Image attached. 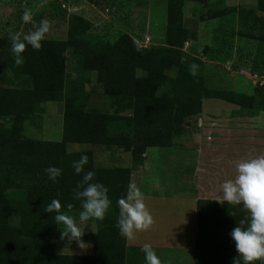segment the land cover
<instances>
[{"label":"trees","instance_id":"obj_1","mask_svg":"<svg viewBox=\"0 0 264 264\" xmlns=\"http://www.w3.org/2000/svg\"><path fill=\"white\" fill-rule=\"evenodd\" d=\"M114 3L115 0H98ZM187 0H167V26L164 44L145 48L129 34L114 43L93 46L78 39L88 31L90 21L76 17L74 31L66 40L44 39L42 48L27 46L21 54L23 64H15L8 36H0V264H125L126 239L119 234L117 201L126 194L132 168L99 167L94 150L69 153L68 144L102 146L108 150L130 153L142 160L149 148H169L187 120L202 112L203 100L218 99L241 109L264 111V89L254 93H236L205 85L204 62L186 53L189 39L184 23ZM200 3V18L248 16L251 11L228 7L225 0H194ZM257 11L264 13V0ZM264 44V35L261 36ZM264 63V50L258 51ZM68 55L76 56L85 71H94L102 95L110 100L111 112L89 108L90 95L85 84L73 80L65 94ZM192 65H195L192 74ZM48 102L64 104L62 139L58 142L25 137L24 124L43 112ZM89 157L84 172L94 171L91 182L108 188L111 205L103 221L91 219L87 226L95 232L82 239L93 246L91 256L62 255L57 251L61 231L45 212L58 199L62 211L74 205L77 217L81 202L73 189L83 178L72 162L81 155ZM54 166L62 174L53 182L45 169ZM201 204V203H200ZM18 222L12 223V218ZM199 236L195 264H200L203 224L199 217Z\"/></svg>","mask_w":264,"mask_h":264},{"label":"crops","instance_id":"obj_2","mask_svg":"<svg viewBox=\"0 0 264 264\" xmlns=\"http://www.w3.org/2000/svg\"><path fill=\"white\" fill-rule=\"evenodd\" d=\"M257 3L225 0L226 6L235 8H254ZM85 88L93 98L86 84ZM57 112L63 121L64 104ZM159 149L167 150L154 152L149 148L142 160L134 161L130 153L94 146L97 166L132 168L130 181L140 188L154 219L148 230L126 240L125 264H147L142 251L145 244L152 246L161 264H195L200 214V264H233L238 253L230 233L241 220H245L242 227H247L248 213L242 204H221L216 198L223 195L221 185L236 177L238 162L264 155V111L205 99L202 112L187 120L184 129L173 137L172 146ZM156 164L163 165L158 170L162 173L164 168L170 181L154 177ZM95 231V225L84 228V233ZM92 253L78 256L89 257ZM254 264H264V260Z\"/></svg>","mask_w":264,"mask_h":264},{"label":"rangeland","instance_id":"obj_3","mask_svg":"<svg viewBox=\"0 0 264 264\" xmlns=\"http://www.w3.org/2000/svg\"><path fill=\"white\" fill-rule=\"evenodd\" d=\"M98 0H0V36L10 32L25 34L32 30L31 23H24L25 9L30 10L33 21L48 20L50 30L45 39L66 40L74 31V19L84 18L91 22V28L77 37L89 46L100 42L114 43L122 34L135 38L145 48L164 44L167 26V0H115L113 4ZM44 4V7H40ZM252 4V3H247ZM254 4V2H253ZM252 12L248 16L200 18V3L187 0L184 6V23L189 39L183 50L203 62L205 85L210 88L231 90L236 93L252 94L256 88L264 89V63L258 54L264 50L261 36L264 35V13L254 8L238 7ZM65 79V94L73 80L83 82L91 91L89 108L111 112V102L102 94L94 71L83 70L78 57L68 55ZM218 100V99H217ZM57 108L60 102H48L43 112L33 115L24 124V135L34 140L58 142L62 139V116ZM92 149L87 144H68L69 153ZM158 152L159 148H151ZM156 164L154 177L163 176L170 181V174ZM168 174V176H167ZM18 222L13 217L12 223ZM82 227V226H81ZM84 227V226H83ZM82 227V228H83ZM86 243V242H85ZM87 250L78 247L76 241L58 242L57 251L63 255L92 253V245Z\"/></svg>","mask_w":264,"mask_h":264},{"label":"clouds","instance_id":"obj_4","mask_svg":"<svg viewBox=\"0 0 264 264\" xmlns=\"http://www.w3.org/2000/svg\"><path fill=\"white\" fill-rule=\"evenodd\" d=\"M40 7H44V4ZM22 20L26 24L31 23L32 30L25 34L10 32L8 35L17 66L23 64L21 54L27 46H31L34 50L42 48L41 42L50 30L48 20H40L39 23L33 21L28 9L24 10ZM195 67L192 65L190 69L193 75ZM88 161L89 157L86 154L74 160L72 162L74 172L76 174L84 172ZM236 170V177L221 185L223 195L217 197L216 201L221 204L226 202L228 205L242 204L243 210L248 213L247 227H242L245 220H241L240 225L233 228L230 233L238 253L233 258V264H241V262L254 264L255 261L264 260V155L238 162ZM45 171L53 182H56L62 174V169L54 166H49ZM94 177V171L84 172L82 180L73 189L74 198L81 202L82 210L78 214V220L77 217L69 214L74 207L72 203L66 204V212L62 211V204L58 199H53L45 208V212L54 214L52 219L61 231L60 239L74 240L78 247L85 251L89 247L82 239L85 226L91 219L103 221L111 205L108 188L102 183L91 182ZM117 205L119 216L116 227L126 240H133L136 232L148 230L154 224L143 194L135 182H129L126 194L118 199ZM81 225L84 227L82 228ZM142 251L147 264H161L151 245L145 244Z\"/></svg>","mask_w":264,"mask_h":264}]
</instances>
